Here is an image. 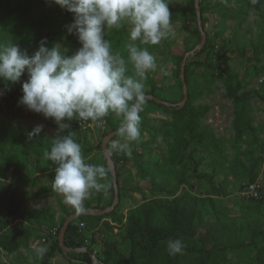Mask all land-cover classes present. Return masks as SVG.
<instances>
[{
    "label": "trees",
    "instance_id": "16d2710c",
    "mask_svg": "<svg viewBox=\"0 0 264 264\" xmlns=\"http://www.w3.org/2000/svg\"><path fill=\"white\" fill-rule=\"evenodd\" d=\"M46 0H15L14 4L5 8L4 0H0V43L15 42L22 49L27 50L29 55L34 53L33 43H40L42 38H47L48 46L55 43L61 32L50 30L47 34L35 36L36 29L33 27L38 21L42 26L49 23L48 14H41L38 18H30V13L34 8L47 5ZM195 0H191L192 11ZM255 9L261 13L264 19V0H246L240 11H231L225 14L230 19L246 20L250 15V10ZM202 14V25L205 27L206 19ZM196 21L197 17H196ZM195 36H200L198 27L194 30ZM238 53L253 63L247 67L244 74L240 75L233 67H225L221 62V55L208 52L202 66L205 68L203 77V87L198 93L189 90L188 100L181 108L177 106H167L146 98L144 109L150 104L157 111L162 110L172 116V120H163L160 126L156 127V132L151 140L147 142L139 140V147L147 148L153 142H164L168 147V161L171 165L177 166L185 164L195 159L200 152H207L214 155L211 163L212 169L209 172L199 174L205 177L209 193L214 196L228 195V187L231 181L229 175L232 174L235 183L243 178L247 182H255L260 175V170L264 164V142L257 138L258 128L254 127L255 107L254 102L258 97L264 99V88L256 89L252 86L253 81L264 74V22L256 36V40L251 41L253 56H248L244 49H240L238 38L234 41ZM193 48H187L182 54L174 55V63L180 69L184 60V55ZM117 55L124 51L128 55L127 47L121 46L115 50ZM70 56V55H69ZM129 74L132 66L129 65ZM253 68V71L251 68ZM184 73L186 84L190 77ZM27 76L22 77V81L5 87V82L0 80V91L8 107L18 105L22 96L21 85ZM215 81H221L225 87V96L233 103V127L235 134L232 147L239 143L246 142L247 148L236 155L228 165V171L222 180L216 178L220 176V169L225 166L228 158L225 154L229 144L228 139L218 136L214 128L207 122L206 116L210 110L207 104H195L198 98L210 94L214 91ZM264 86V84H263ZM182 87V86H181ZM10 89V90H9ZM152 94L162 100L178 104L176 100H169L153 91ZM184 98L181 96L180 100ZM24 109H27L22 105ZM2 109L0 106V113ZM104 124L109 126L111 131L117 130L119 120L113 118L111 114L104 118ZM74 139L79 143L80 135L87 132L93 124L91 121L78 122L71 121ZM82 123V125H81ZM96 127L97 125L94 124ZM101 131V127H97ZM104 134L105 136L108 134ZM254 136V140L250 139ZM247 137V138H246ZM52 144L49 141L29 140L26 133L13 125L10 121L0 118V179L8 182V187L0 189V249L8 254L15 253L22 248L28 249L33 237H37L38 231L32 225L22 227L16 221L23 219L31 222L32 218L39 219L44 225H55L56 216L52 207L41 210L29 209L26 214L19 211L23 201L27 198L18 195L17 190H13V185L26 177L23 171H28L27 163L30 153L36 156H43L44 151L50 150ZM102 147V143H101ZM91 150L83 152L87 157ZM113 159L117 166L122 159L128 160L126 154L119 155L112 151ZM243 155V156H242ZM43 166L37 167V171L54 179V169L56 165L51 161L39 159ZM52 163L51 166L49 164ZM197 170V169H196ZM139 181H148L152 188L158 192H169L166 197H156L144 201L140 205L128 211L127 215H118L116 210H112L102 215H92L97 223H101L100 229L105 233L104 244V264H226L230 260V253L242 256L246 264H264V200L247 198L243 196L239 200L242 211L239 214H230L219 202L211 196H200L191 192H181V186L185 179L174 172L164 163L151 164L146 160L139 161L137 172ZM133 181V175L130 176ZM41 177L34 178L40 179ZM32 180L27 178L24 184ZM242 189V188H240ZM114 191V187L112 188ZM114 201L110 202L111 205ZM66 215L62 217L58 224V231L64 225L67 217L76 210H69L63 206ZM87 208H106L100 204L92 205L87 203ZM211 218L209 225L200 233V229L206 219ZM111 219V220H110ZM121 228V232L115 233L116 227ZM77 223H70L66 234L65 243L72 248L87 247V252H66L65 254L73 261L84 264H92L93 253L89 247L82 243H74L78 233ZM117 236L119 238H117ZM180 239L183 242L182 253L175 256L169 255L167 243L169 240ZM49 252L44 254L43 264H48L58 250L63 252L59 238H55ZM122 250H128V255L124 256ZM0 264H7L0 261Z\"/></svg>",
    "mask_w": 264,
    "mask_h": 264
},
{
    "label": "rangeland",
    "instance_id": "374dc122",
    "mask_svg": "<svg viewBox=\"0 0 264 264\" xmlns=\"http://www.w3.org/2000/svg\"><path fill=\"white\" fill-rule=\"evenodd\" d=\"M15 0H4V7H10L14 4ZM246 0H200V7L203 10V17L206 19L204 33L207 34L206 42L201 45L204 34L200 30V26L196 21V10L192 11L191 0H170L171 11V25L172 33L169 38L163 39L158 45H139L140 47H147L148 50L156 57L157 69L155 71H149L147 73V80L145 81V93L153 91V87L156 88V92L166 97L169 100H176L180 102V98L185 93L184 85L182 82L181 69H179L174 63V55L182 54L187 48L198 47L193 53H190L187 57L184 55L185 71L190 77L187 85V90H192L195 93L199 92V89L203 87V77L205 75V68L202 66V62L205 60L207 53L214 52L221 55V62L227 68L233 67L240 75L244 74L247 67L253 62L245 60L239 53L238 48L235 47L234 41L238 38L240 43V49H244L248 56H253V48L251 45L252 40H256L261 24L264 22L263 17L259 11L255 9L250 10L249 17L240 22V19H230L225 14H230L231 11H240L242 5ZM196 9V5L194 4ZM41 14H48L50 22L46 26H42L40 22L34 24V28L37 30L35 36H41L47 34L50 30H57L61 32L55 43L62 45V50H66V55H72L79 47V41L75 35H71L67 32L66 25H68L73 16L70 12L62 9L55 4L47 3L42 7L34 8L30 13V18L39 17ZM243 16V13L241 12ZM198 27L200 30V36H195L194 30ZM105 38L111 42L113 54L117 55L115 50H118L121 46L128 47L132 43L128 37V26L125 24L121 28H112L106 31ZM139 44V42H136ZM34 50L39 47L38 43H33ZM191 49V50H193ZM190 50V51H191ZM34 51V52H35ZM119 56L127 59L126 53L120 51ZM186 58V60H185ZM253 68L251 70L253 71ZM264 74L253 81L252 86L256 89L264 88ZM182 86V87H181ZM214 91L210 94H205L201 98L195 101V104H207L210 106V110L206 116L208 123L212 125L218 136H223L228 139V148L225 154L228 158L225 166L220 169V176L217 180H222L225 176V172L228 171V165L236 155L241 154L246 148L247 144L239 143L236 147H232L233 137L235 130L233 127V103L225 96V87L221 81H215L213 84ZM0 106L1 113L0 118L5 121H10L13 125L20 127L25 133L32 131L37 125H43V130L36 136L33 141L39 139L49 141L52 144L56 135L57 125L52 119H46L42 114L35 113L34 111L24 109L22 105L18 104L14 107H8L6 101L3 99V93L0 94ZM255 107V121L254 127L258 128L257 138L259 141L264 142V99L257 98L254 102ZM113 118H116L111 114ZM141 116V136L139 140L147 142L151 140L153 134L156 132V127L163 123V120H172V116L162 110H156L150 104H147L145 112ZM111 132L109 126L103 125L101 131L97 130V127L92 124L91 128L87 132L81 134L79 144L82 146L83 152L91 150L86 158V161L93 164H101L106 169V177L99 180L100 183H106L109 186L106 190L99 192L92 190L88 198L83 202L82 210L85 209L87 203L92 205L100 204L103 207H109L110 202L113 200L114 191L112 188L113 180L110 174L107 159L102 151L101 143L105 137L104 134ZM247 138V137H246ZM119 140L123 143V139L116 135L110 142L109 147L113 141ZM138 140V141H139ZM254 140V136L250 139ZM138 141L130 142V148L132 151L131 157L127 156L128 160L122 159L118 165L119 187H120V202L114 210L118 215L126 216L128 211L136 206L140 205L146 200L156 197L170 196L169 192H158L152 188L148 181L136 182L138 179L137 172L139 167V161L146 160L151 164L164 163L166 167L171 168L177 174H180L185 182L181 186V192H191L200 196H214L209 193L210 188L207 187L205 177L199 176L204 172H209L212 169L211 163L213 162L214 155L207 152H200L195 156V159L188 163H181L177 166H173L168 161V147L164 142H153L148 144L147 148L139 147ZM112 153V151H111ZM113 154V153H112ZM119 155L123 153H118ZM243 156V155H242ZM39 159H43V156H36L34 153L29 154L27 168L28 171H23L26 177H21L20 182H16L13 185V190H17L18 195L26 196L25 201L22 202L19 211L26 214L29 209L41 210L47 207H52L55 211L56 224L44 225L37 218H32L31 222L19 219L17 224L22 227L29 225L38 229L36 232L37 237H33L28 249L22 248L19 251L8 254L0 249V261L7 264H43L44 255L37 256L34 249L36 247H44L46 252H49L52 245L55 243V238L50 236V232L53 228H58V224L62 217L66 215L63 206L69 210L80 211L72 205L65 203L64 196L55 191L52 187V181L50 177L40 175L37 171V167L43 166L40 164ZM52 163L49 164L51 166ZM197 169V170H196ZM131 175L134 179L131 181ZM41 177L40 179H34ZM30 178L32 181L28 184H24L25 180ZM258 179L264 185V164L261 167L260 175ZM231 183L228 187V195L226 196H214L227 212L230 214H239L242 211L239 205V200L243 199V190L240 189L242 183L247 182V178L241 179L235 183V179L232 174L229 175ZM8 182L4 179H0V189L8 187ZM111 220V219H110ZM211 218L206 219L200 229L202 233L209 225ZM71 223H77L79 226L78 233L74 239V243H82L89 247L95 255V261L98 264H104V236L105 233L100 229L101 223H97L91 214H85L72 220ZM115 233L121 232V228L118 226L114 230ZM46 239L44 241L43 239ZM117 238H119L117 236ZM124 256L128 255V250H122ZM48 264H84L80 262H73L64 252L56 251L53 258L50 259ZM226 264H246V260L235 253H230V260Z\"/></svg>",
    "mask_w": 264,
    "mask_h": 264
},
{
    "label": "clouds",
    "instance_id": "9594fccd",
    "mask_svg": "<svg viewBox=\"0 0 264 264\" xmlns=\"http://www.w3.org/2000/svg\"><path fill=\"white\" fill-rule=\"evenodd\" d=\"M46 2L72 14L66 28L76 36L80 47L69 56L60 43L48 46L45 37L29 55L15 42L0 43V80L8 87L27 76L18 103L57 125L52 146L43 153L45 161L56 165L52 187L64 196L65 203L82 210L92 190H106L109 185L99 182L106 177V169L86 161L70 122L91 121L102 127L104 118L114 115L119 120L117 135L124 142L113 141L109 151L131 157L130 142L141 136L140 113L146 102L147 73L157 69L156 57L139 45H158L173 35L170 0ZM125 24L132 42L127 47V59L113 54L111 42L105 38L108 29ZM42 130L43 125H37L27 133L28 139L33 140ZM183 247L180 239L167 243L172 256L182 253ZM34 251L41 257L46 253L44 247Z\"/></svg>",
    "mask_w": 264,
    "mask_h": 264
},
{
    "label": "water",
    "instance_id": "95a60500",
    "mask_svg": "<svg viewBox=\"0 0 264 264\" xmlns=\"http://www.w3.org/2000/svg\"><path fill=\"white\" fill-rule=\"evenodd\" d=\"M195 5H196V14H197V20H198V24L200 26V30L203 32L204 37H203V41L201 43V45H203L206 40H207V34L204 33L203 30V25H202V14H201V7H200V0H195ZM198 47H195L193 50L189 51L186 54V57L190 54L193 53L197 50ZM186 60V58H185ZM184 71H185V61L184 64L182 66L181 69V74H182V82L184 85V89H185V93H184V98L178 103H172L169 101H165L160 99L159 97L152 95V94H146V98L151 99L153 101H156L158 103H164L167 106H177L178 108H181L185 105V103L188 100V96H189V91L187 90V85H186V77L184 75ZM117 135V130L111 131L109 132L103 139L102 141V151L105 155V158L107 159V164H108V168L110 171V174L112 176V180H113V185H114V201L113 203L106 208H87L84 210H80L78 212H75L71 215H69L66 219V221L64 222V225L62 226L60 233H59V242H60V246L63 249V252H87L88 248L87 247H82V248H72L67 246V244L65 243V234L66 231L70 225V223L72 222V220L76 219L79 216L85 215V214H92V215H102L105 214L107 212H110L112 210H114L116 208V206L119 204L120 202V187H119V181H118V175H117V166L116 163L112 157V153L111 151H109L110 147H109V142ZM92 258H93V263L92 264H98L97 261H95V255L94 253H90Z\"/></svg>",
    "mask_w": 264,
    "mask_h": 264
},
{
    "label": "built area",
    "instance_id": "2783aa9c",
    "mask_svg": "<svg viewBox=\"0 0 264 264\" xmlns=\"http://www.w3.org/2000/svg\"><path fill=\"white\" fill-rule=\"evenodd\" d=\"M240 188L243 190L244 197L264 200V185L260 180L255 182H244L241 184ZM50 236L59 238L58 228H53L50 232ZM43 240L46 241L45 238Z\"/></svg>",
    "mask_w": 264,
    "mask_h": 264
}]
</instances>
